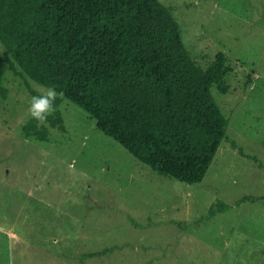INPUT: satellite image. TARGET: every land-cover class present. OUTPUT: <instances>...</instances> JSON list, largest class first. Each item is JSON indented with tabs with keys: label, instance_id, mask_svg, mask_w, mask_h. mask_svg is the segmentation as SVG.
<instances>
[{
	"label": "rangeland",
	"instance_id": "rangeland-1",
	"mask_svg": "<svg viewBox=\"0 0 264 264\" xmlns=\"http://www.w3.org/2000/svg\"><path fill=\"white\" fill-rule=\"evenodd\" d=\"M160 1L198 64L231 67L204 179L159 174L69 98L38 125L27 109L48 87L0 39V264H264V0Z\"/></svg>",
	"mask_w": 264,
	"mask_h": 264
},
{
	"label": "trees",
	"instance_id": "trees-1",
	"mask_svg": "<svg viewBox=\"0 0 264 264\" xmlns=\"http://www.w3.org/2000/svg\"><path fill=\"white\" fill-rule=\"evenodd\" d=\"M0 39L34 81L63 92L58 107L71 99L159 174L204 179L229 126L212 89L229 90L231 67L223 52L207 67L198 64L170 6L0 0ZM23 131L41 133L31 120Z\"/></svg>",
	"mask_w": 264,
	"mask_h": 264
},
{
	"label": "clouds",
	"instance_id": "clouds-1",
	"mask_svg": "<svg viewBox=\"0 0 264 264\" xmlns=\"http://www.w3.org/2000/svg\"><path fill=\"white\" fill-rule=\"evenodd\" d=\"M58 99H63V92H58L54 86H49L40 95L32 96L27 112L38 125H46L48 117L57 110Z\"/></svg>",
	"mask_w": 264,
	"mask_h": 264
}]
</instances>
